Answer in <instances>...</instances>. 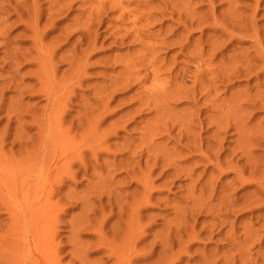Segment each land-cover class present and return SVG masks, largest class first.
Instances as JSON below:
<instances>
[{"label":"rangeland","instance_id":"1","mask_svg":"<svg viewBox=\"0 0 264 264\" xmlns=\"http://www.w3.org/2000/svg\"><path fill=\"white\" fill-rule=\"evenodd\" d=\"M16 1L7 0L6 2L11 4L8 3L7 6L4 0L6 7L2 6L3 2L0 3L3 7L0 11L4 10L0 13V18L4 16L3 13L7 14L0 20V27L3 28L0 30V41H6V46H0V264H233L235 261L234 264L264 263V217H261L264 216V182L261 181L264 179V104L261 105L264 102V63L260 59L264 58V43L260 38L264 39V2L257 0L262 3L260 4L256 0H228L226 4L225 0H140L138 3V0H89L88 3L87 0H21L23 6L20 7V1ZM65 2L68 3L67 6ZM118 2L121 5H118ZM103 3L106 5L102 8ZM208 3L214 4V7ZM252 5L257 8H253L254 12H251ZM62 6L67 8L63 9ZM37 7L41 9H36ZM258 7L262 10L257 11ZM18 8L24 11L19 12ZM98 9H101V12ZM225 10L226 17L228 12L234 14L227 17L231 18V22L224 14L221 16ZM239 10L244 13L239 15ZM215 12H218L221 23L218 22L219 18ZM28 13L30 18L33 16V20H30ZM37 13L39 15L35 17ZM49 13L52 15L48 17ZM16 14L19 22L27 19L23 20L24 23L21 22L23 26L15 19ZM150 14L154 17L151 18ZM204 14L210 19L206 15L203 16ZM213 14L216 15L213 17ZM215 17L219 25L212 21ZM251 17L252 20H249ZM95 18L96 20H93ZM36 20L41 21L40 25ZM205 21L208 23H203ZM180 22L184 25H180ZM226 22L228 24H225ZM5 23L11 25L12 29ZM18 24L21 25L20 28ZM185 24L189 28L185 27ZM197 24L204 26L197 28ZM237 24L239 30L236 28ZM227 26L230 33L223 29ZM200 27L204 29L203 32ZM218 28H221L220 31ZM253 29L255 31H252ZM142 30L146 33L145 36ZM247 30L250 33L247 34ZM3 32L7 34L4 36ZM256 33L258 36H255ZM135 34H138L140 39H137ZM84 37L85 39H82ZM214 37L216 40L212 39ZM252 37L259 39L256 41ZM33 39L34 42L36 40V45H32ZM237 39L241 43H238ZM251 39L252 41H249ZM206 41L210 43V51ZM224 42H227V45H224ZM169 43L172 46L168 45L166 48ZM213 43L216 46L219 44L218 46L225 50L219 48L218 51V46H213ZM251 46L255 47V53L250 51ZM215 48L218 52L213 54V57L212 50ZM71 51L79 53L73 54ZM16 53L21 54L20 57L16 56ZM76 54L77 56H74ZM253 55L257 58L254 59ZM67 58H71V61H67ZM243 60L245 61L242 62ZM194 63L201 67L195 66ZM240 65L242 68H239ZM252 67L254 71L256 68L259 75L253 73ZM183 68L190 74L194 71V75L192 72L189 77V73ZM233 68L239 69L233 71ZM202 69H205V72L209 69L208 74L202 72ZM213 70L224 71V75L219 76L220 73L216 72L219 77L214 80L216 75ZM245 70L252 71L253 74L249 75ZM183 71L188 77L185 73L182 76ZM239 72L243 74L242 77ZM133 73L139 75L137 83L143 78L142 82L137 84V77ZM158 73L160 77H157ZM168 74L171 77L170 82ZM195 76L199 78V82ZM252 76L258 78L252 79ZM221 77H227L224 81H228V84L223 83ZM217 78H221L222 83L218 82ZM180 80L187 81L184 83ZM169 83H173L174 87ZM252 86L255 87L254 90ZM150 87L151 94L147 92ZM183 87L184 91L181 90L180 94ZM185 88L202 90L205 96H200L202 91L188 92ZM178 89L180 95H177ZM172 91L176 99L181 96L184 102H177L174 97L171 98L176 102L169 101ZM185 91L190 93L189 96L187 92V95L183 93ZM160 93L163 94L160 96ZM165 93H168L166 96L169 99ZM191 94L194 100L190 97ZM137 98L146 104L145 108L153 109L154 106V110H142L140 107H143V103L138 104ZM145 98L150 100L148 103H153V106H147ZM189 98L196 102H190ZM201 98L204 100L201 101ZM240 98L241 103H238ZM250 99L251 103L253 99L256 100L253 104L257 109L250 105ZM166 100L169 102H165ZM230 100H233V103ZM155 102L164 107H159ZM193 106L203 113H198L199 110ZM136 107L140 108L138 112L141 118ZM194 110L197 112L195 116L198 114L195 117L197 120L192 119ZM58 114L59 117H56ZM161 114L162 119L157 117ZM225 114L231 119L227 120L228 116ZM186 116L191 117L192 121ZM57 118H60L59 127L57 124L55 126ZM187 121L189 124L194 123L195 127L192 123L189 126ZM165 123H168V129ZM149 124L151 127H148ZM170 125H173V128ZM160 126L164 131H172V135L168 132L165 134ZM156 129H160L165 136L162 138V132H157ZM179 132L182 134L181 138L177 137ZM203 132L205 133L202 134ZM142 133H145V136ZM182 136L189 137L185 139ZM194 139H203L204 141H198V144H203V148H198ZM184 144L186 147H182ZM247 148L249 151L245 150ZM203 153L209 159L204 157L206 160L203 161ZM242 156H246V160ZM218 161L219 164L215 165ZM250 163L254 166H250ZM256 165L261 168H256ZM236 172L241 175V184L235 177H239ZM131 177L134 178L133 181ZM136 180L139 185L135 183ZM242 198L252 203L246 204L247 201ZM243 200L245 202L242 204ZM225 201L230 204L232 201L237 203L232 202L227 208L228 202ZM222 205L223 207H220ZM41 208L45 210L44 213L40 211ZM199 209L206 211L199 212ZM239 209L242 211L238 213ZM214 222L217 223L216 228L212 227ZM39 226L44 233L43 239H46L44 243L47 248L44 253L50 255L48 262L44 259L46 254L43 253V256L39 248ZM194 226L195 231L192 232L191 228L194 229ZM217 232L220 234L217 235ZM253 259H257L255 263ZM215 260L218 263L214 262Z\"/></svg>","mask_w":264,"mask_h":264},{"label":"bare ground","instance_id":"2","mask_svg":"<svg viewBox=\"0 0 264 264\" xmlns=\"http://www.w3.org/2000/svg\"><path fill=\"white\" fill-rule=\"evenodd\" d=\"M3 1H4V0H3ZM3 1L0 0V3L3 2ZM6 1H7V0H5V2H6ZM8 1H9V0H8ZM13 1H14V0H13ZM19 1H20V2H18V0H17L16 2H18L19 6H20V5H22V2H21V0H19ZM25 1H26V0H25ZM36 1H37V0H36ZM38 1H39V0H38ZM57 1H58V0H57ZM61 1H62V0H61ZM63 1H64V0H63ZM65 1H66V0H65ZM80 1H82V0H80ZM88 1H89V0H87L86 2H88ZM120 1H121V0H120ZM139 1H140V0H138V3H139ZM203 1H204V0H203ZM207 1H208V0H207ZM225 1L227 2L228 0H225ZM234 1H235V0H234ZM252 1H253V0H252ZM256 1H257V0H256ZM256 1H255V2H256ZM10 2H11V1H10ZM28 2H29V1H28ZM32 2H33V1H32ZM74 2H76V0H74ZM99 2H100V1H99ZM140 2H141V1H140ZM144 2H145V1H144ZM210 2H214V0H213V1H210ZM257 2H259V1H257ZM262 2H264V0H262ZM6 3H7V2H6ZM8 3H9V2H8ZM8 3H7V6L10 4V3H9V4H8ZM20 3H21V4H20ZM23 3H26V2H23ZM29 3H30V2H29ZM36 3H37V2H36ZM65 3H66L65 5L67 6L68 3H67V2H65ZM69 3H70V2H69ZM78 3H79V1H78ZM83 3H84V2H83ZM88 3H89V2H88ZM252 3H253V2H252ZM259 3L262 4L261 2H259ZM32 4H33V3H32ZM37 4H38V3H37ZM74 4H76V3H74ZM111 4H112V2H111ZM115 4H116V3H115ZM136 4H137V3H136ZM226 4H228V2H227ZM253 4H254V3H253ZM260 4H259V5H260ZM4 5H5V4H4V2H3V5H2V6H4ZM10 5H11V4H10ZM12 5H14V4L12 3ZM15 5H16V3H15ZM15 5H14V6H15ZM98 5H100V3H99ZM103 5H106V4L103 3V4H102V8H103ZM116 5H117V4H116ZM116 5H115V6H116ZM118 5H121V3L118 2ZM144 5H145V4H144ZM146 5H147V4H146ZM208 5H209V3H208ZM211 5L214 7V4H211ZM211 5H209V6H211ZM2 6H0V8H1ZM14 6H13V7H14ZM22 6H23V5H22ZM34 6H35V5H34ZM34 6H33V7H34ZM39 6H40V3H39ZM49 6H50V5H49ZM66 6H65V7H66ZM252 6H253V7H252ZM252 6H251V7H252L251 12L253 11V8H254L255 5H252ZM4 7H6V6H4ZM20 7H21V6H20ZM20 7H19V8H20ZM24 7H25V6H24ZM24 7H23V8H24ZM40 7H41V6H40ZM40 7H37L36 9H38V8H40ZM59 7H61V6H59ZM62 7H64V6H62ZM65 7H64L63 9H66V8H67V7H66V8H65ZM69 7H70V6H69ZM97 7H98V6H97ZM116 7H117V6H116ZM118 7H120V6H118ZM227 7H228V6L226 5V9H227ZM231 7H232V6H231ZM233 7H234V6H233ZM2 8H3V7H2ZM11 8H12V7H11ZM14 8H15V7H14ZM19 8H18L19 12H23V11H24L23 9H22L23 11H21ZM25 8H26V7H25ZM31 8H32V7H31ZM71 8H72V7H71ZM90 8H91V7H90ZM100 8H101V7H100ZM104 8H105V6H104ZM235 8H236V7H235ZM255 8H256V7H255ZM255 8H254V10H255ZM6 9H7V8H6ZM9 9H10V7H9ZM12 9H13V8H12ZM40 9H41V8H40ZM68 9H70V8H68ZM106 9H107V8H106ZM108 9H109V8H108ZM210 9H211V7H210ZM250 9H251V8H250ZM256 9H257V8H256ZM0 10H2V9H0ZM34 10H35V9H34ZM34 10H33V11H34ZM98 10H99V9H98ZM103 10H104V9H103ZM103 10H102V11H103ZM214 10H215V9H214ZM259 10H262V8L260 9V8L258 7V10H257V11H259ZM9 11H10V10H9ZM15 11H16V10H15ZM15 11H14V12L12 11V13H17V12H15ZM64 11H65V10H64ZM90 11H91V10H90ZM99 11L101 12V9H100ZM211 11H212V9H211ZM215 11H217V9H216ZM218 11H219V10H218ZM227 11H231V10H227ZM239 11H240V10H239ZM2 12H4V10H3ZM2 12L0 11V13H2ZM7 12H8V11H7ZM19 12H18V13H19ZM30 12H32V9H30ZM56 12H57V11H56ZM59 12H60V10H59ZM66 12H67V11H66ZM91 12H92V11H91ZM91 12H90V15H91ZM96 12H97V11H96ZM208 12H209V11H208ZM222 12H223V11H222ZM222 12H221V13H222ZM225 12H226V10L222 13L221 16H223V14H224V17H226ZM232 12H233V11H232ZM235 12H236V10H235ZM253 12H254V11H253ZM255 12H256V11H255ZM5 13H6V11H5ZM18 13H17V14H18ZM62 13H63V12H62ZM64 13H65V12H64ZM209 13H210V12H209ZM209 13H207V14H209ZM212 13H214V11H213ZM215 13L217 14L218 12H215ZM238 13H239V15H240V13H244V12H241V11H240V12H238ZM238 13H236V14H238ZM256 13H257V12H256ZM8 14H9V12H8ZM17 14H16L15 16H17ZM19 14H20V13H19ZM21 14H22V13H21ZM40 14H41V13H40ZM43 14H44V13H43ZM53 14H54V13H53ZM60 14H61V13H60ZM60 14H59V15H60ZM66 14H67V13H66ZM93 14H94V13H93ZM216 14H213V17H214V15H216ZM226 14H227V17H229L228 15L230 14V16H231V14H233V13L228 12V13H226ZM253 14H254V13H253ZM253 14H252L251 16H253ZM3 15L6 16L7 14H4V13H3ZM3 15L1 14V16H3ZM9 15H11V14H9ZM9 15H8V16H9ZM12 15H13V14H12ZM24 15H25V14H24ZM24 15H20V16H23V18H26L27 16L25 17ZM26 15H27V13H26ZM32 15H33V14H32ZM32 15H31V16H32ZM36 15H39V14H38V13L35 14V17H36ZM51 15H52V14L49 13V15H47V16L49 17V16H51ZM62 15H64V14H62ZM62 15H61V18H62ZM147 15H148V14H147ZM150 15H151V14H150ZM150 15H149V16H150ZM205 15H206V14H204L203 16H205ZM218 15H219V14H217V18H219V21L216 20L217 18L215 17V20L212 19L213 22H216V23H217V21L220 22L221 19H220V17H218ZM242 15H243V14H242ZM4 16H3V17H4ZM15 16H14V17H15ZM28 16H29V18H30L29 13H28ZM45 16H46V14H45ZM47 16H46V17H47ZM53 16L56 17V15H53ZM57 16H58V15H57ZM88 16H89V15H88ZM95 16H96V15H95ZM149 16H148V17H149ZM203 16H201V17L204 18ZM206 16H207V15H206ZM209 16H210V15H209ZM233 16H234V14H233ZM254 16H256V15H254ZM3 17L0 18V20L3 19ZM11 17H12V16H11ZM32 17H33V16H32ZM32 17L30 18V20L32 19ZM55 17H54V18H55ZM86 17H87V16H86ZM90 17H91V19H92V15H91ZM96 17H97V16H96ZM150 17L152 18V17H154V16L151 15ZM207 17H208V16H207ZM227 17H226V19L229 20V21L231 22V20H230L231 18L228 19ZM240 17H241V16H240ZM19 18L22 19L21 17H19ZM27 18H28V17H27ZM29 18H28V19H29ZM42 18H43V17H42ZM42 18H39V20L42 19ZM51 18H53V17H51ZM51 18H50V19H51ZM57 18H58V17H57ZM208 18H209V17H208ZM236 18H238V20H239V16H237ZM236 18H235V21H236ZM5 19H6V17H5ZM5 19H4V21H5ZM7 19H8V18H7ZM7 19H6V20H7ZM9 19H10V18H9ZM15 19H16L18 22L20 21V20L18 19V16H17V18L15 17ZM15 19H14V20H15ZM36 19H38V16H37ZM50 19H49V20H50ZM59 19H60V16H59ZM147 19H148V18H147ZM209 19H210V18H209ZM232 19H234V18L232 17ZM240 19H241V18H240ZM247 19H248V18H247ZM16 20H15V22H16ZM23 20H24V19H22L21 22L24 23V21H26L27 19H25L24 21H23ZM30 20H29V21H30ZM32 20H33V19H32ZM87 20H88V18H87ZM93 20H96V18L93 19ZM136 20H137V19H136ZM141 20H143V16H142V19H141ZM150 20H151V19H150ZM222 20H223V19H222ZM227 20H226V21H227ZM238 20H237V22H238ZM249 20H252V17H251V19H249ZM249 20H247V21H249ZM8 21H9V20H7V22H8ZM29 21H27V22L29 23ZM36 21L38 22V20H36ZM190 21H191V19H190ZM190 21H189V22H190ZM192 21H194V19H193ZM208 21H209V20H208ZM208 21H207V22L205 21V22H203V23H208ZM212 21H210V23H211ZM229 21H228V22H229ZM21 22H19V24H21V25L23 26V23H21ZM39 22H41V21H39ZM39 22H38V23H39ZM91 22H92V20H91ZM223 22H224V20H223ZM230 22H229V23H230ZM249 22H250V21H249ZM9 23H11V25H13L12 22H9ZM32 23H33V22H32ZM32 23H31V24H32ZM89 23H90V21H89L87 24H89ZM92 23H94V22H92ZM154 23H156V22H154ZM192 23H193V22H192ZM220 23H221V22H220ZM238 23H239V22H238ZM1 24H2V23H1ZM7 24H8V23H5V25H7ZM16 24H17V22H16ZM16 24H15V25H16ZM19 24H18V25H19ZM25 24H26V23H25ZM31 24H29V26H32ZM33 24H34V23H33ZM152 24H153V22H152ZM152 24H151V25H152ZM186 24L188 25V22H187ZM186 24H185V25H186ZM189 24H190V23H189ZM200 24H201V23H200ZM200 24H199V25L197 24V25H198L197 28H198L199 26H201ZM212 24H213V23H212ZM217 24L219 25V23H217ZM225 24H228V23L226 22ZM246 24H248V22H247ZM253 24H254V23H253ZM253 24H252V25H253ZM11 25L8 24V27L10 28ZM21 25H19V28H20ZM35 25H36V24H35ZM37 25H38V24H37ZM39 25H40V23H39ZM93 25H94V24H93ZM145 25H146V24H145ZM180 25L183 26V25H184L183 22H182V23L180 22ZM180 25H179V26H180ZM187 25H186L185 27H188ZM191 25H192V24H190V26H191ZM202 25H203V24H202ZM206 25H207V24H206ZM221 25H222V24H221ZM152 26H154V25H152ZM152 26H151V27H152ZM203 26H204V25H203ZM203 26H201V27L203 28ZM222 26H223V25H222ZM228 26L230 27V24H229ZM228 26H227L226 28H223V27H222V28H223V29H226V31H227ZM247 26L250 27L251 25H247ZM254 26H255V25H253V27H254ZM12 27H13V26H12ZM14 27H17V26H14ZM87 27L89 28V26H87ZM90 27H91V26H90ZM151 27H150V28H151ZM185 27H182V28H185ZM191 27H192V26H191ZM201 27H200V29H201ZM211 27H212V26H211ZM211 27H210V30H211ZM218 27H221V26H218ZM233 27H234V26H233ZM238 27H239V24H237L236 28H238ZM245 27H246V26H245ZM249 27H247V28H249ZM6 28H7V27H6ZM22 28H25V27H22ZM30 28H31V27H30ZM74 28H75V27H74ZM84 28H85V27H84ZM136 28H137V27H136ZM144 28H145V27H144ZM182 28H179V29H182ZM188 28H189V27H188ZM206 28L208 29V26H207ZM206 28H205V29H206ZM236 28H235V30L238 31L239 28H238V30H237ZM251 28H252V26H251ZM255 28H256V26H255ZM255 28H254V29H255ZM1 29H3L2 26L0 27V30H1ZM10 29H12V28H10ZM17 29H18V28H17ZM27 29H29V27H28ZM33 29H34V27H33ZM77 29H78V28H77ZM89 29H90V28H89ZM142 29H143V28H142ZM185 29H186V28H185ZM216 29H217V28H216ZM218 29H219V28H218ZM220 29H221V28H220ZM220 29H219V31H220ZM249 29H250V28H249ZM249 29H248V30H249ZM254 29H253L252 31H255ZM34 30H35V29H34ZM72 30L74 31V29H72ZM195 30H196V29H195ZM201 30H202V32H203L204 29H201ZM208 30H209V29H208ZM232 30H233V28H232ZM242 30H243V29H242ZM248 30L246 31L247 34L250 33V32H248ZM257 30H258V29H257ZM1 31H2V30H1ZM5 31H6V30H5ZM8 31H9V30H8ZM8 31H7V32H8ZM88 31H89V30H87V33H88ZM90 31H91V29H90ZM132 31H133V30H132ZM136 31H137V30H136ZM136 31H135V32H136ZM186 31H187V29H186ZM212 31H213V27H212ZM217 31H218V30H217ZM221 31H223V30H221ZM236 31H234V32H236ZM259 31H260V29H259ZM9 32H10V31H9ZM24 32H27V31H24ZM31 32H32V31H31ZM37 32H38V31H37ZM74 32H75V31H74ZM84 32H85V31H84ZM142 32H143V30H142ZM213 32H214V31H213ZM223 32H224V31H223ZM227 32H229V31H227ZM227 32H226V33H227ZM244 32H245V30H244ZM256 32L258 33V31H256ZM3 33H4V32H3ZM89 33H90V32H89ZM92 33H93V32H92ZM126 33H127V32H126ZM129 33H130V32H129ZM131 33H132V32H131ZM138 33H139V31H138ZM149 33H150V32H149ZM226 33H225V34H226ZM229 33H230V32H229ZM242 33H243V31H242ZM253 33H254V32H252V35H253ZM257 33H256L255 36H258ZM6 34H7V33H4V36H5ZM20 34H21V31H20ZM24 34H25V33H24ZM35 34H36V33L34 32L33 35H35ZM38 34H39V33H38ZM90 34H91V33H90ZM133 34H134V33H133ZM143 34H144L143 36H145L146 33L143 32ZM260 34H261V33H260ZM260 34H259V35H260ZM21 35L23 36V34H21ZM21 35H19V36L22 37ZM92 35H95V34H92ZM96 35H97V34H96ZM124 35H125V34H124ZM124 35H123V36H124ZM128 35H129V34H128ZM128 35H126V36H128ZM135 35H136V34H135ZM135 35H134V36H135ZM215 35H217V33H215ZM226 35H227V34H226ZM1 36H3V35H1ZM83 36H88V35H86V34L84 35V34H83ZM83 36H81V37H83ZM123 36H122V37H123ZM136 36H138L137 39H140L138 34H137ZM242 36H243V34H242ZM242 36H241V37H242ZM250 36H251V35H250ZM250 36H249V37H250ZM255 36H254V37H255ZM31 37H32V36H31ZM37 37H38V35H37ZM132 37H133V36H132ZM132 37H131V38H132ZM179 37H180V36H179ZM227 37H229V36L227 35ZM227 37H226V38H227ZM245 37H248V36H245ZM254 37H252V38H254ZM1 38H2V37H1ZM3 38H4V37H3ZM35 38H36V37H35ZM94 38H95V36H94ZM219 38H220V37H219ZM222 38H223V37H222ZM232 38H234V37H232ZM260 38H261V40H262V43H264V39H262V37H260ZM26 39H27V41H28V37H27ZM30 39H32V38H30ZM82 39H85V37L82 38ZM87 39L89 40V37H87ZM87 39H86V40H87ZM134 39H135V38H134ZM142 39H143V38H142ZM177 39H178V38H177ZM209 39H210V38H209ZM212 39L214 40L215 37L212 38ZM238 39H239V38H238ZM238 39H237V42H238ZM241 39H243V38H241ZM246 39H248V38H246ZM246 39H244V40H246ZM254 39H256V38H254ZM257 39H259V38H257ZM257 39H256V41H257ZM38 40H39V39H38ZM215 40H216V39H215ZM217 40H218V36H217ZM226 40L228 41V38H227ZM30 41H31V40H30ZM39 41H40V40H39ZM116 41H117V40H116ZM162 41H163V40H162ZM233 41H234V40H233ZM249 41H252V39L249 40ZM249 41H248V43H250ZM256 41L254 40V42H256ZM0 42H2V43H0V46H1V44H2V46H4L3 44L6 43V41H5V42H4V41H0ZM31 42H32V41H31ZM33 42H34V39H33ZM35 42H36V40H35ZM35 42H34L33 44H32V43H31V44L34 45ZM37 42H38V41H37ZM93 42H94V41H93ZM163 42H166V41H163ZM168 42H170V41H168ZM173 42H174V41H173ZM206 42H208V41H206ZM215 42H216V41H215ZM215 42H214V43H215ZM219 42H220V41H219ZM219 42H218V43H219ZM254 42L252 43V46L255 45ZM258 42L260 43V40H258ZM91 43H92V42H91ZM157 43H158V42H157ZM157 43H156V44H157ZM170 43H171V42H170ZM170 43H169V44H166L167 46L165 45L166 48H168L169 46H172L171 44H174V43H171V44H170ZM180 43L183 44L182 41H181ZM214 43H213V44H214ZM224 43H225V42H224ZM226 43H227V42H226ZM226 43H225L224 45H227ZM238 43H241V42H238ZM256 43H257V42H256ZM41 44H42V39H41ZM87 44H88V43H87ZM93 44H94V43H93ZM142 44H143V43H142ZM160 44H162V43H160ZM175 44H176V43H175ZM181 44H180V45H181ZM185 44H186V43H185ZM208 44H209V45H207V47L210 46V43H209V42H208ZM215 44H216V43H215ZM215 44H214L213 46H216ZM221 44H223V43H221ZM221 44H220V45H221ZM253 44H254V45H253ZM35 45H36V44H35ZM144 45H145V43H144ZM168 45H169V46H168ZM178 45H179V42H178ZM186 45H187V44H186ZM186 45H185V46H186ZM205 45H206V44H205ZM218 45H219V44H218ZM218 45H217V46H218ZM2 46H1V47H2ZM5 46H6V44H5ZM38 46H40V45H38ZM165 46H162V47H165ZM185 46H184V48H185ZM187 46H188V45H187ZM217 46H216V47H217ZM252 46H251L250 48H252ZM30 47H31V46H30ZM87 47H88V46H87ZM89 47H90V46H89ZM220 47H221V46H218L217 50H218ZM228 47H229V46H228ZM256 47H257V46H256ZM154 48H155V47H154ZM204 48H205V47H204ZM254 48H255V47H253L252 49H250V51L252 50L251 52H253V53L256 52V51L254 50ZM28 49H29V48H28ZM196 49H198V48H196ZM200 49H201V48H200ZM262 49H264V48H262ZM32 50H33V49H32ZM37 50H38V49H37ZM151 50H152V49H151ZM184 50H185V49H184ZM184 50H182V51H184ZM208 50H209V47H208ZM219 50H225V49H224V48H220ZM219 50H218V51H219ZM253 50H254L255 52H254ZM154 51H155V50H154ZM200 51H202V50H200ZM203 51H204V50H203ZM209 51H210V50H209ZM214 51H216V48H215V50H212V55H211V56H213V57H214L213 54H217V52H218V51H216V52L214 53ZM250 51H248V52H250ZM261 51H262V50H261ZM71 52H72L73 54H75V53L78 54V53L80 52V50H79V52H75V53H74L73 51H71ZM193 52H194V49H193ZM205 52H206V51H205ZM205 52L203 53L204 55H205ZM259 52H260V51H259ZM69 53H70V52H69ZM145 53H146V52H145ZM198 53H200V52H198ZM232 53H233V52H232ZM243 53H244V52H243ZM260 53H261V52H260ZM16 54H17V55H16ZM16 54H15V55L18 56V57H20L19 55H21V54L18 55V53H16ZM73 54H72V56H73ZM77 54L74 55V56H77ZM154 54H155V53H154ZM200 54H201V53H200ZM218 54H219V53H218ZM221 54H222V53H221ZM234 54H237V53H234ZM13 55H14V54H13ZM22 55H23V54H22ZM147 55H148V54H147ZM193 55H194V54H193ZM206 55H207V54H206ZM24 56H25V55H24ZM221 56H223V55H221ZM242 56H245V55L242 54ZM242 56H241V57H242ZM246 56H248V54H246ZM261 56H262V55H261ZM13 57H15V56H13ZM21 57H22V56H21ZM82 57H83V56H82ZM150 57H151V56H150ZM156 57H157V55H156ZM200 57H201V56H200ZM202 57H203V56H202ZM208 57H209V56H208ZM208 57H207V58H208ZM216 57H217V56H216ZM253 57H254V55H253ZM68 58H69V57H68ZM68 58H67V61L70 60L71 58H72V60H73V57H71L70 59H68ZM75 58H76V57H75ZM75 58H74V59H75ZM193 58H194V57H193ZM203 58H204V57H203ZM203 58H202V59H203ZM227 58H228V57H227ZM242 58H243V57H242ZM246 58H247V57H246ZM246 58H244V59H246ZM250 58H251V57H250ZM256 58H257V57H256ZM256 58L254 57V59H256ZM258 58H259V53H258ZM156 59H157V58H156ZM196 59H197V58H196ZM196 59H195V60H196ZM225 59H226V57H225ZM228 59H229V58H228ZM239 59H240V58H239ZM260 59H262L261 62L264 63V58L261 57ZM26 60H28V59H26ZM76 60H77V59H75V63L78 62V61H76ZM137 60H139V58H138ZM151 60H152V59H151ZM153 60H154V57H153ZM197 60H198V59H197ZM207 60H208V59H207ZM223 60H224V59H223ZM252 60H253V58H252ZM257 60L259 61V59H257ZM70 61H71V60H70ZM163 61H164V60H163ZM192 61H193V60H192ZM199 61H200V60H199ZM233 61H235V60H233ZM233 61H232V63H233ZM244 61H245V60H243L242 62H244ZM248 61H249V60H248ZM30 62H31V61H30ZM30 62H29V63H30ZM72 62H73V61H72ZM164 62H165V61H164ZM164 62H163V63H164ZM194 62L200 64V62H197V61H194ZM209 62H210V61H209ZM230 62H231V60H230ZM256 62H257V61H256ZM73 63H74V62H73ZM141 63H142V62H141ZM232 63H231V65H232ZM240 63H241V62H240ZM247 63H248V62H247ZM247 63H246V64H247ZM253 63H254V61H253ZM31 64H32V63H31ZM33 64H34V63H33ZM70 64L72 65L71 62H70ZM149 64H150V62H149ZM164 64H166V63H164ZM164 64H162V65L165 66ZM199 64L195 65V63H194L195 66H198ZM203 64H204V63H202V65H203ZM235 64H236V63H235ZM246 64H243V66L246 65ZM71 65H70V66H71ZM78 65H79V64H77V67H78ZM152 65H153V64H152ZM205 65H206V64H205ZM229 65H230V64H229ZM236 65H237V64H236ZM28 66H29V65H28ZM81 66H82V65H81ZM199 66H200V65H199ZM209 66H210V63H209ZM209 66H208V67H209ZM241 66H242V65H240L239 68H242ZM246 66H247V65H246ZM246 66H245V67H246ZM79 67H80V66H79ZM200 67H201V66H200ZM205 67H206V66H205ZM227 67H228V66H227ZM229 67H230V66H229ZM158 68H159V67H158ZM160 68H161V66H160ZM195 68H196V67H195ZM195 68H194V69H195ZM202 68H203V67H202ZM206 68H207V67H206ZM224 68H225V67H224ZM239 68H236V69H239ZM252 68H253V67H252ZM151 69H152V68H151ZM156 69H157V68H156ZM174 69H175V67H174ZM181 69H182V68H181ZM187 69H189V68L187 67ZM199 69H200V68H199ZM209 69H210V67H209ZM209 69H208L207 71H209ZM233 69H234V68H233ZM236 69H234L233 71H236ZM126 70H127V69H126ZM168 70H170V68H168ZM183 70L185 71L186 68H183ZM204 70H205V69H202V72H203ZM225 70H226V69H225ZM227 70H229V69H227ZM240 70H241V69H240ZM72 71H73V70H72ZM128 71H129V70H128ZM184 71H183L182 76H184V73H185ZM197 71H198V70H197ZM200 71H201V70H200ZM207 71H206V72L204 71V72L207 73ZM214 71H215V75H216L217 73H220L219 76H220L221 74L224 73V71H221V72L218 71V72H217V70H213V73H214ZM242 71H243V70H242ZM242 71H241V72H242ZM245 71H246V70H245ZM261 71H262V69L260 70V72H261ZM36 72H37V71H36ZM36 72H34V73H36ZM78 72H79V71H78ZM152 72H154V71H152ZM160 72H161V71H160ZM166 72H168V71H166ZM175 72H176V71H175ZM186 72H187V70H186ZM192 72H193V75H194V71H192ZM192 72H191V74H192ZM209 72H211V69H210ZM216 72H217V73H216ZM228 72H229V71H228ZM241 72H239V74H240V76L242 77L243 74H241ZM246 72H249V71H246ZM254 72H255V74H257V72H256V68H255V71H254V68H253V73H254ZM130 73H131V72H130ZM155 73H156V72H154V74H155ZM170 73H171V72H170ZM176 73H177V72H176ZM188 73H189V71L187 72V74H188ZM198 73L200 74V72H198ZM198 73H197V74H198ZM213 73H212V74H213ZM229 73H230V72H229ZM234 73H235V72H234ZM236 73H237V72H236ZM243 73H244V72H243ZM253 73H252V71H251V72H249V75H250V74L252 75ZM262 73H264V72H262ZM76 74H78V73L76 72ZM133 74H134V73H133ZM154 74H153V75H154ZM171 74H174V73H171ZM191 74L189 73V77H190ZM197 74H195V75H197ZM202 74H203V73H202ZM207 74H208V73H207ZM210 74H211V73H210ZM239 74H238V76H239ZM245 74L247 75V73H245ZM245 74H244V75H245ZM134 75H136V77H137V80L135 79V82L137 83V82H138V77H139V75H138V74H134ZM137 75H138V76H137ZM168 75H169V74H168ZM178 75H180V74L178 73ZM178 75H177V76H178ZM185 75H186V73H185ZM193 75H192V76H193ZM223 75H224V74H223ZM227 75L229 76L230 74H227ZM227 75H226V76H227ZM234 75H235V74H234ZM249 75H247V76H249ZM257 75H259V74H257ZM32 76H33V74H32ZM171 76H172V75H171ZM173 76H174V75H173ZM186 76L188 77V75H186ZM186 76H185V77H186ZM192 76H191V79H192ZM217 76H218V75H216V76L213 77V76L211 75V78L213 77V79H214V78L217 77ZM219 76H218V77H219ZM228 76H227V77H228ZM232 76H233V75H232ZM236 76H237V75H236ZM260 76H261V74H260ZM33 77H34V76H33ZM157 77H160V76H159V73H158V76H157ZM168 77H169L168 79H169V82H170V78H171L170 75H169ZM198 77H199V75H198ZM198 77L196 78V76H195V79H196L197 82H199V81H198V79H199ZM227 77H226V78H227ZM243 77H244V76H243ZM252 77H253V76H252ZM261 77H262V76H261ZM37 78H38V76H37ZM130 78H131V77H130ZM155 78H156V76H155ZM182 78H183V77H182ZM193 78H194V77H193ZM202 78H203V76H202ZM221 78L223 79V77H221ZM221 78H219V79L217 78V79L219 80V81H218V80H217V81H218V82H221V81H220ZM226 78H224V79L227 80ZM247 78H248V77H247ZM254 78L257 79L258 77H253L252 79H254ZM34 79H35V77H34ZM38 79L40 80L41 78H38ZM132 79H133V78H132ZM141 79L143 80V78H141ZM150 79H151V78H150ZM152 79H153V76H152ZM152 79H151V80H152ZM176 79L179 80L178 77H177ZM185 79H186V78H185ZM195 79L192 80V81H193V84L195 83V82H194ZM205 79H206V78H205ZM222 79H221V80H222ZM224 79L222 80V82H223V83L225 82V84H228V83H226V82H228V81H224ZM229 79L231 80V78H229ZM142 80H141L140 82H142ZM148 80H149V79H148ZM156 80H158V79H156ZM208 80H209V79H208ZM208 80H207V81H208ZM214 80H215V79H214ZM214 80H213V81H214ZM230 80H229V81H230ZM152 81H153V80H152ZM152 81H151V82H152ZM181 81H182V80H180V82H181ZM186 81H187V80H186ZM186 81H182V82L185 83ZM188 81H189V80H188ZM233 81H235V80H233ZM36 82L38 83V80H37ZM140 82H139V83H140ZM146 82H147V81H146ZM146 82H144V84H145ZM149 82H150V80H149ZM155 82H157V81H155ZM155 82H154V84H155ZM158 82H159V81H158ZM222 82H221V83H222ZM247 82H248V81H247ZM250 82H251V81H250ZM139 83H137V84H139ZM163 83H164V82H163ZM165 83H166V82H165ZM184 83H183V84H184ZM190 83L192 84V82H190ZM214 83H215V81H214ZM229 83H231V81H230ZM248 83H249V82H248ZM248 83H247V84H248ZM169 84H171V83H169ZM169 84H168V85H169ZM172 84H173V83H172ZM172 84H171V85H172ZM200 84H201V83H200ZM233 84H234V83H233ZM149 85H150V84H149ZM159 85H160V84H159ZM159 85H158V86H159ZM162 85H164V84H162ZM162 85H160V86H162ZM173 85H174V84H173ZM173 85H172V86H173ZM184 85H185V84H184ZM188 85H190V84L188 83ZM198 85H199V83H198ZM231 85H232V84H231ZM127 86H128V85H127ZM127 86H126V87H127ZM139 86H140V85H139ZM172 86H171V88H172ZM199 86H200V85H199ZM248 86H249V84H248ZM250 86H251V85H250ZM126 87H125V88H126ZM137 87H138V86H137ZM142 87H143V86H142ZM145 87H147V86H145ZM154 87H155V86H154ZM166 87H168V86L166 85ZM173 87H174V86H173ZM210 87H211V86H210ZM252 87H253V88H252ZM252 87H251V88L254 90L255 87H254V86H252ZM169 88H170V87H169ZM197 88H198V87H197ZM201 88H202V87H201ZM246 88H247V87H246ZM147 89H148V88H147ZM151 89H152V88L150 87V91H149V90H148V91L146 90V91L149 92V93L151 94ZM165 89H167V88H165ZM173 89H174V88H173ZM183 89H184V87H183L182 89H180V92H179V89H178V91H177V90H174V92L177 91V93L179 92V93L181 94V93H182L181 90H183ZM185 89H186V88H185ZM189 89H190V88H189ZM194 89H195V86H194ZM198 89H199V88H198ZM198 89H197V90H198ZM155 90H156V89H155ZM170 90H172V89H170ZM186 90H187V89H186ZM191 90H192V89H191ZM191 90H187V91H188V92H189V91L191 92ZM197 90H195V91L192 90V92H193V91H194V92H197ZM212 90H213V89H212ZM247 90H248V89H247ZM146 91H145L144 95L146 94ZM183 91H184V90H183ZM187 91H185V92H183V93L186 94ZM201 91H202V90H198V93H200ZM244 91H245V90H244ZM140 92H141V90H140ZM142 92H143V91H142ZM161 92H162V91H161ZM163 92H164V91H163ZM174 92L172 91V95H173V96H172V95H171V96L168 95V96H170V98H171V97H174V99H176V98H175L176 95H174V94H175ZM188 92H187L188 95L186 94L187 96H189V94H190V93H188ZM202 92H203V93L200 94V96H201V95L205 96L204 91H202ZM249 92H250V91H249ZM42 93H43V92H42ZM47 93H48V92H47ZM173 93H174V94H173ZM179 93H178L177 95H180ZM212 93H213V91H212ZM45 94H46V93H45ZM140 94H142V93H140ZM161 94H163V93H160V96H161ZM167 94H168V93H167ZM167 94L165 93V96H166ZM192 94L194 95V93H192ZM192 94L190 95V97L193 96ZM195 94H196V93H195ZM239 94H240V92H239ZM251 94H252V93H251ZM48 95H49V94H48ZM182 95H183V94H182ZM206 95H207V94H206ZM213 95H215V94H213ZM45 96H47V95H45ZM148 96H149V94L147 95V97H148ZM187 96H186V97H187ZM203 96H202V97H203ZM235 96H236V95H235ZM241 96H242V95H241ZM255 96H256V93H255ZM145 97H146V96H145ZM150 97H151V96H150ZM155 97H156V96H155ZM162 97H163V95H162ZM162 97H161V98H162ZM179 97L181 98V100H178ZM208 97H209V96H208ZM166 98H168V97L166 96ZM191 98H192V97H191ZM191 98H189V99H190V100H189L190 102H192V101L194 100L193 98H192L193 100H192ZM217 98H218V97L216 96V99H217ZM251 98H252V97H251ZM137 99H138L137 101H139L138 104H139L140 102L143 103L142 101H140V100H142V96H141L140 100H139V98H137ZM145 99H146V98H145ZM168 99H169V98H168ZM174 99L171 98L169 101L172 100L171 102H173V101H175ZM182 99H183V98H182L181 96H178L177 99H176V101H177V102H178V101H179V102H180V101H183ZM206 99H207V98H206ZM233 99H234V98H233ZM200 100L202 101V100H204V99L201 98ZM253 100H254V99H253ZM253 100H252V103L250 102L251 99L249 100V102L251 103L250 105H253V107H254L255 104H253V103H256V100H254L255 102H254ZM144 101H147V103H148L150 100H147V99H146V100H144ZM169 101L166 100L165 102H169ZM176 101H175V102H176ZM186 101H187V99H186ZM186 101H185V102H186ZM232 101H233V100H232ZM232 101L230 100V102H232ZM150 102H151V101H150ZM150 102H149V103H150ZM152 102H153V100H152ZM183 102H184V101H183ZM193 102H196V101H193ZM209 102H210V101H209ZM209 102H208V103H209ZM244 102H245V100H244ZM149 103L147 104V106H150L151 104H152V106H153V103H151L150 105H149ZM155 103H157V102H155ZM197 103H199V102H197ZM197 103H196L195 106H197ZM204 103L206 104L205 101H204ZM208 103H207V104H208ZM232 103H233V102H232ZM238 103H241V98H240V100H239ZM157 104L160 105L159 107H164V105L161 106V104H159V103H157ZM166 104H167V103H166ZM166 104H165V107H166ZM192 104L194 105V103H191V105H192ZM205 104H204V105H205ZM210 104H212V103L210 102ZM257 104H258V103H257ZM262 104H264V102H262L261 105H262ZM145 105H146V104H145ZM145 105H144V103H143V107H140V108H143L142 110H144V108H145L144 106H145ZM158 105H156V107H157ZM240 105H241V104H240ZM259 105H260V104H259ZM261 105H260V107H259V106H258V107L262 109V106H261ZM139 106H140V105H138V107H139ZM141 106H142V105H141ZM193 107H194V106H193ZM217 107H218V106H217ZM255 107H257V106H255ZM255 107H254V108H255ZM136 108H137V107H136ZM136 108H135V109H136ZM140 108H137V109H139V110H137L138 116H139V114H140V113L138 112V111H140ZM147 108H148V107H147ZM147 108H145V109H147ZM149 108H150V107H149ZM154 108H155V107L153 106V109H152V108H151V109L154 110ZM157 108H158V107H157ZM166 108H167V107H166ZM191 108H192V107H191ZM194 108H197V109L199 110L198 107H194ZM220 108H221V106H220ZM228 108H229V107H228ZM233 108H234V107H233ZM84 109H85V108H84ZM87 109L90 111L89 108H87ZM87 109H86V110H87ZM151 109H147V110L151 111ZM163 109H164V108H163ZM192 109H193V108H192ZM197 109H196V110H197ZM217 109H219V108H217ZM229 109H231V107H230ZM255 109H257V108H255ZM86 110H84V111H86ZM142 110H141V111H142ZM158 110H159V109H158ZM220 110H221V113H223V112H222V109H220ZM232 110H233V109H232ZM259 110H260V109H259ZM144 111H145V110H144ZM144 111H143V112H144ZM149 111H145V112H149ZM156 111H157V109H156ZM199 111H200V112H199ZM199 111H198V113H201V112H202L201 110H199ZM260 111H261V110H260ZM63 112H64V111H63ZM63 112H62V113H63ZM135 112H136V110H135ZM151 112H152V111H151ZM153 112H154V111H153ZM193 112H195V113H194V115H193L194 117L192 116V119L195 118L196 116H198V114L195 116V114L197 113L195 110H194ZM193 112H192V114H193ZM59 113H60V111H59ZM64 113H65V112H64ZM141 113H142V112H141ZM154 113H155V112H154ZM202 113H203V112H202ZM218 113H220L219 110H218ZM142 114H143V113H142ZM159 114H160V113H159ZM159 114H158V115H159ZM162 114L164 115L165 113H162ZM162 114H161L160 116H157V117H160V118H161ZM190 114H191V113H190ZM190 114H189V116H190ZM227 114H228V113H227ZM227 114H225V116H226ZM59 115H60V114H58V116H56V117H59ZM86 115H87V114L85 113V116H86ZM62 116H63V115H62ZM138 116H137V117H138ZM227 116H228V118H226V119L228 120V119H229V115H227ZM154 117H155V114H154ZM186 117H188V116H186ZM139 118H141V116H139ZM164 118H165V117H164ZM181 118H182V117H181ZM181 118H180V119H181ZM154 119H156V118H154ZM161 119H162V118H161ZM161 119H160V120H161ZM188 119H190V121H192V120H191V117H190V118L188 117ZM197 119H198V118H197ZM197 119L195 118V120H197ZM199 119H200V118H199ZM230 119H231V117H230ZM230 119H229V120H230ZM55 120H56V119H55ZM55 120H54V121H55ZM80 120H81V119H80ZM157 120H159V119L157 118ZM160 120H159V121H160ZM175 120H177V118H176ZM181 120H182V119H181ZM193 120H194V119H193ZM200 120H201V119H200ZM200 120H199V122H200ZM238 120H240V119L238 118ZM58 121H60V118H57V123H55V126H56V124H57V126L59 127L58 124H59L60 122L58 123ZM61 121H62V120H61ZM154 121L157 123L156 120H154ZM154 121H153V122L151 121V123H154ZM159 121H158V122H159ZM166 121H168V120H166ZM170 121H171V120H170ZM179 121H180V120H179ZM223 121H225V119H224ZM162 122H163V121H162ZM175 122H176V121H175ZM181 122H182V121H181ZM195 122H196V121H195ZM202 122H203V121H202ZM202 122H201V123H202ZM204 122H205V121H204ZM204 122H203V123H204ZM228 122H229V121H228ZM236 122H237V120H236ZM238 122H239V121H238ZM238 122H237V123H238ZM156 123H154V124H156ZM172 123H173L174 125L176 124V123H174V122H172ZM177 123H178V122H177ZM186 123H188V121H187ZM191 123H192V122H191ZM191 123H190V124H191ZM197 123H198V122H196V124H197ZM201 123H199L198 126H200ZM203 123H202V127L204 128ZM223 123H224V122H223ZM60 124H61V123H60ZM158 124H159V123H158ZM165 124H167V129H168V126H169L168 123H165ZM165 124H163V125H165ZM169 124H170V123H169ZM180 124H181V123H180ZM188 124H189V123H188ZM190 124H189V126H190ZM193 124H194V123H192L191 125H193ZM51 125H52V124H51ZM53 125H54V124H53ZM186 125H187V124H186ZM227 125H228V124H227ZM227 125H226V126H227ZM233 125H234V124H233ZM233 125H232V126L230 125V126L233 127ZM60 126H61V125H60ZM184 126H185V125H183V127H184ZM193 126H194V125H193ZM228 126H229V125H228ZM235 126H236V124H235ZM114 127H116V126H114ZM148 127H151V124H149ZM160 127H161V130H162V129H163L162 126H160ZM163 127H164V126H163ZM170 127L173 128V125H172V126L170 125ZM180 127H182V124H181ZM186 127H187V126H186ZM194 127H195V126H194ZM196 127H197V126H196ZM231 127H230V129H231ZM236 127H237V126H236ZM236 127H233V128H236ZM56 128H57V127H56ZM116 128H117V127H116ZM197 128H200V127H197ZM114 129H115V128H114ZM123 129H124V128H123ZM153 129H154V128L152 127V130H153ZM175 129H176V128H175ZM179 129H180V128H179ZM230 129H229V130H230ZM148 130H151V129H148ZM156 130H157V129H156ZM156 130H155V131H156ZM159 130H160V129H158L157 132H158ZM169 130H170V129H169ZM171 130H172V129H171ZM180 130H181V129H180ZM200 130H201V129H199V131H200ZM226 130H227V128H226ZM56 131H57V130H56ZM58 131H59V130H58ZM146 131H147V130H146ZM153 131H154V130H153ZM153 131H152V132H153ZM163 131H164V129H163ZM181 131H183V130H181ZM201 131H202V130H201ZM59 132H60V131H59ZM159 132L161 133L162 131H159ZM164 132H165V134H166V132H168V130H167V131H164ZM171 132H172V131H170V132H168V133H171ZM187 132H188V131H187ZM187 132H186V133H187ZM218 132H220V130H219ZM224 132H225V130H224ZM145 133H147V132H145ZM145 133H142V134L145 136ZM150 133H151V132H150ZM162 133H163V132H162ZM162 133L160 134V136L162 135V138H163L164 133H163V134H162ZM168 133H167V134H168ZM172 133H173V132H172ZM172 133H171V135H172ZM204 133H205V132H203L202 134H204ZM58 134H59V133H58ZM180 134H181V133L179 132V135L177 134V137H178V136L180 137ZM216 134H218V133H216ZM220 134H221V133H220ZM150 135H151V134H150ZM150 135H149V136H150ZM181 135H182V134H181ZM184 135H186V134L184 133ZM218 135H219V134H218ZM225 135H226V134H225ZM164 136H165V135H164ZM141 137H142V136H141ZM146 137H147V135H146ZM155 137H156V136H155ZM155 137H153V138H155ZM157 137H158V136H157ZM173 137H175V136H171V138H173ZM182 137H183V136H182ZM184 137H185V136H184ZM184 137H183V138H184ZM186 137L188 138L189 136H186ZM186 137H185V139H186ZM195 137H197V136L195 135ZM200 137H201V135H200ZM262 137H264V136H262ZM164 138H166V137H164ZM169 138H170V137H169ZM180 138H181V137H180ZM180 138H179V139H180ZM198 138H199V133H198ZM201 138H202V137H201ZM176 139H177V138H176ZM176 139H174V140L176 141ZM259 139H261V138H259ZM177 140H178V139H177ZM188 140H189V139H188ZM194 140H195V139H194ZM196 140H197V139H196ZM196 140H195V145H196V146L198 145V148H200L201 145H203V144H201V145H200V143L198 144V141L201 142V141H204V140H203V139H199L198 141H196ZM200 140H201V141H200ZM246 140H247V139H246ZM262 140H264V139H262ZM142 141H143V139H142ZM149 141H150V139H149ZM153 141H154V140H153ZM184 141H187V140H184ZM177 142H180V141H177ZM196 142H197V144H196ZM258 142H259V143H262V142H264V141L261 142V140H258ZM144 143H145V142H144ZM144 143H143V144H144ZM152 143H153V142H152ZM180 144H181V143H180ZM187 144H188V143H187ZM262 144H264V143H262ZM262 144H261V145H262ZM144 145H145V144H144ZM150 145H151V144H150ZM184 145H185V146H184ZM184 145H182V147H186V144H184ZM193 145H194V144H193ZM247 145H248V144H247ZM191 146H192V145H191ZM191 146H190V147H191ZM190 147H189V149H190V151H191V148H192L193 146H192L191 148H190ZM261 147H262V146H261ZM198 148H197V149H198ZM201 148H203V147H201ZM185 149H186V148H185ZM185 149H184V150H185ZM187 149H188V148H187ZM187 149H186V150H187ZM193 149H194V148H193ZM243 149H244V148H243ZM198 150H199V149H198ZM200 150H202V149H200ZM245 150L249 151L248 148L245 149ZM194 151H195V150H194ZM196 152H197V151H196ZM243 152H244V151H243ZM240 153H242V151H241ZM203 154H205V153H203ZM242 154H243V153H242ZM245 154H246V153H245ZM245 154H244V155H245ZM198 155H199V153H198ZM246 155H247V154H246ZM206 156H207V155L205 154V156H203L202 158H204V157L206 158ZM199 157H200V156H199ZM199 157H198V158H199ZM243 157H244V156H242V158H243ZM245 157H246V156H245ZM245 157H244V158H245ZM205 158L203 159V161H205L208 157H207L206 159H205ZM240 158H241V157H240ZM242 158H241V159H242ZM246 158H247V157H246ZM246 158H245V160H246ZM200 159H201V158H200ZM208 159H209V158H208ZM248 159H249V158H248ZM248 159H247V160H248ZM250 160H251V159H250ZM200 161H201V160H200ZM207 161H208V160H207ZM138 162H139V161H138ZM138 162H137V163H138ZM208 162H209V161H208ZM251 162H252V161H251ZM139 163H140V162H139ZM220 163H221V162H220ZM248 163H249V161H248ZM252 163H254V162H252ZM217 164H219V161H218V163H216L215 165H217ZM254 165H255V163H254ZM254 165H251V163H250V166H254ZM133 166H134V164H133ZM155 166H156V164H155ZM150 167H151V166H150ZM152 167H154V166L152 165ZM152 167H151V168H152ZM156 167H157V166H156ZM215 167H216V166H215ZM255 167H256V168H261V167H257V165H256ZM255 167H254V168H255ZM148 168H149V167H148ZM154 168H155V167H154ZM242 168H244V169L246 170V168H245L243 165H242ZM242 168L239 167V169H241V170H242ZM149 169H150V168H149ZM215 169H216V168H215ZM237 169H238V168H237ZM152 170H153V169H152ZM234 170H235V169H234ZM236 171H237V170H236ZM238 171H239V170H238ZM242 171H244V170H242ZM244 173H245V172H244ZM149 174H150V173H149ZM236 174L238 175L239 173L236 172ZM238 176H239V175H238ZM240 176H241V175H240ZM240 176L237 177V176L235 175V177L238 178V179H237L238 181H239ZM235 177H234V179L236 180ZM242 177H244V175H242ZM131 178H132V177H131ZM131 178H129V179H131ZM131 180L133 181L134 178H132ZM131 180H130V181H131ZM240 180H242V178H240ZM261 181L264 182V179H261ZM138 182H139V181H138ZM239 182H240V181H239ZM132 183H134V182H132ZM132 183H131V184H132ZM135 183H137V180L135 181ZM243 183H244V182H243ZM259 183H260V182H259ZM137 184H138V183H137ZM240 184H241V182H240ZM138 185H139V184H138ZM142 185H143V183H142ZM245 185H247V184H245ZM248 185H249V184H248ZM140 186H141V185H140ZM255 186H256V185H255ZM262 186H264V185H262ZM135 188H136V187H135ZM260 189H261V188H260ZM153 190H154V189H153ZM153 190H152V191H153ZM260 191H262V190H260ZM258 193H259V192H258ZM150 194H151V193H150ZM259 194H261V192H260ZM262 194H264V193H262ZM149 196H150V195H149ZM151 196H152V195H151ZM211 197H212V196H211ZM211 197H210V198H211ZM213 199H214V198H213ZM242 199H245V198H242ZM233 200H234V199H233ZM235 200L237 201V199H235ZM245 200L247 201V199H245ZM149 201H150V200H149ZM225 202H226V201H225ZM227 202H228V201H227ZM227 202H226V203H227ZM232 202H233V201H232ZM232 202H231V204H232ZM234 202H235V201H234ZM234 202H233V204H236V203H237V202H236V203H234ZM238 202H240V201H238ZM244 202H245V201L243 200L242 204H243ZM253 202H255V201H253ZM257 202H258V200H257L255 203H257ZM220 203L223 204L222 202H220ZM247 203L251 204L252 202H251V201H250V202L247 201L246 204H247ZM255 203H254V204H255ZM145 204H146V203H145ZM221 204H220V205H221ZM227 204H228V205H227V208H228V206H229L230 203L228 202ZM231 204H230V205H231ZM239 204H240V203H239ZM246 204H245V205H246ZM146 205H147V204H146ZM202 205H204V204H202ZM202 205H201V206H202ZM204 206H205V205H204ZM238 206H239V205H238ZM192 207H193V206H192ZM194 207L196 208L195 205H194ZM220 207H223V205L220 206ZM220 207H218V208H220ZM248 207H249V206H248ZM42 208H43V207H42ZM42 208L40 209V211H43V213H44L45 210H43ZM206 208L208 209L209 207L207 206ZM227 208H226V209H227ZM229 208H230V207H229ZM240 208L243 209V207H241V206H240ZM249 208H250V207H249ZM259 208H261V207H259ZM135 209H136V208H135ZM203 209H204V207H203ZM203 209H202L201 211H200V209H199V212L206 211V210H203ZM211 209H212V208H211ZM211 209H209V210H211ZM213 209H214V208H213ZM220 209H221V208H220ZM223 209H224V208H223ZM241 209H239L238 213H239L240 211H242ZM246 209H247V208H246ZM251 209H252V208H251ZM256 209H258V208H256ZM136 210H137V209H136ZM227 210H229V209H227ZM243 210H244V209H243ZM247 210L249 211L250 209H247ZM253 210H254V208H253ZM260 210H261V209H260ZM138 211H139V210H138ZM250 211H251V210H250ZM193 212H195V211H193ZM228 212H229V211H228ZM231 212H232V211H231ZM255 212H256V211H255ZM257 212H258V211H257ZM260 212H261V211H260ZM245 213H246V212H245ZM250 213H251V212H250ZM250 213H249V214H250ZM252 214H256V213H252ZM252 214H251V215H252ZM257 217H258V216H257ZM261 217H264V216H261ZM254 218H256L255 215H254ZM258 218H259V217H258ZM216 220H217V219H216ZM252 220H253V219H252ZM259 220H260V219H259ZM261 220H262V219H261ZM40 223H41V222H40ZM40 223H39V225H40ZM256 223H257V222H256ZM256 223H255V224H256ZM258 223H259V222H258ZM41 224H42V223H41ZM216 224H217V223H216ZM216 224H215V222H214V225H213L212 227L217 226ZM260 224H261V223H260ZM187 225H188V224H187ZM187 225L185 224V226H187ZM211 225H212V224H211ZM244 225H245V224H244ZM244 225H243V226H244ZM247 225H248V224H247ZM40 226H41V225H40ZM40 226L38 227V228H39V229H38V230H39V231H38V237H39V239H40V241H39V244H40L39 246H40V247H39V248H40V250H41V254L43 255L44 251H45L46 248H47V246H46L47 244L44 243V242H46V239H43V238H44V233L42 232V230H41L42 227L40 228ZM251 226H252V225H251ZM191 227H192V225H191ZM140 228H141V226H140ZM192 228H193V227H192ZM192 228H191V231L194 232V231H195V226H194V229H192ZM215 228H216V227H215ZM245 228H246V227H245ZM250 228H251V227H250ZM250 228H249V230H250ZM137 229H138V228H137ZM141 229H142V228H141ZM253 229H254V228H253ZM193 230H194V231H193ZM232 230H233V229H232ZM249 230H248V232H249ZM242 231H243V230H242ZM244 231H245V230H244ZM251 231H252V230H251ZM211 232H212V231H211ZM213 232H214V230H213ZM220 232H221V230H220ZM245 232H247V230H246ZM253 232H254V231H252V233H253ZM185 233H186V232H185ZM241 233H242V232H241ZM250 233H251V232H249V234H250ZM255 233H256V231H255ZM192 234H193V233H192ZM210 234H212V233H210ZM213 234H215V233H213ZM216 234L219 235L220 233L218 234V232H217ZM243 235H245V233H244ZM245 236H246V235H245ZM245 236H244V237H245ZM242 237H243V236H242ZM41 239H43V240H41ZM194 239H195V238H194ZM136 240H137V239H136ZM261 240H262V238H261ZM259 241H260V239H259ZM248 242H249V241H248ZM250 242H251V241H250ZM250 242H249V243H250ZM254 243H255V242H254ZM257 243H258V242H257ZM255 244H256V243H255ZM262 244H264V243H262ZM238 245H239V244H238ZM253 245H254V244H253ZM258 245H259V244H258ZM258 245H256V246H258ZM161 247H162V246H161ZM252 247H253V246H252ZM259 247H260V246H259ZM162 248H163V247H162ZM243 248H244V246H243ZM248 248H249V247H248ZM248 248H246V249L248 250ZM162 251H163V250H162ZM131 252H132V251H131ZM133 252H134V251H133ZM237 252H238V251H237ZM237 252L235 251V253H237ZM246 252H247V251H246ZM235 253H234V254H235ZM238 253H239V252H238ZM240 253H242V252H240ZM253 253H254V252H253ZM44 254H46V253H44ZM257 254H258V253H257ZM43 256H44V255H43ZM242 256H243V255H242ZM262 256H264V254H262ZM237 257H238V256H237ZM237 257H236V258H237ZM254 257H255V256H254ZM233 258L235 259V256H234ZM238 258H239V257H238ZM240 258H241V257H240ZM252 258H253V257H252ZM44 259H46V261L48 262L49 259H50V255H49V254H46V256H45ZM211 259H212V258H211ZM231 259H232V258H231ZM242 259H243V258H242ZM257 259H259V258H257ZM257 259H255V260H257ZM204 260H205V259H204ZM213 260H214V258H213ZM220 260H221V259H220ZM236 260H237V259H236ZM255 260L253 259L254 262H253V261H251V262L255 263V262H256ZM259 260H260V259H259ZM259 260H258V261H259ZM221 261H222V260H221ZM238 261H240V260H238ZM262 261H264V260H262ZM211 262H212V261H211ZM214 262L218 263L216 260H215ZM235 262H236V261H235ZM235 262H234V263H235ZM245 262H246V261H245ZM212 263H213V262H212ZM234 263H233V264H234ZM249 263H250V262H249ZM261 263H262V262H261ZM229 264H230V263H229ZM245 264H246V263H245ZM247 264H248V263H247ZM255 264H257V263H255ZM258 264H259V262H258ZM262 264H264V263H262Z\"/></svg>","mask_w":264,"mask_h":264}]
</instances>
